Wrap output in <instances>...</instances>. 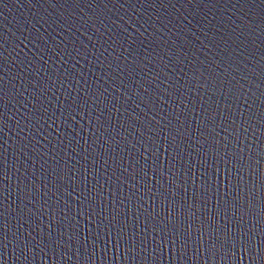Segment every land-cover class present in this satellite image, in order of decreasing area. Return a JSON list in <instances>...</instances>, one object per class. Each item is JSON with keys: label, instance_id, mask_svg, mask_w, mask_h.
Here are the masks:
<instances>
[{"label": "water", "instance_id": "95a60500", "mask_svg": "<svg viewBox=\"0 0 264 264\" xmlns=\"http://www.w3.org/2000/svg\"><path fill=\"white\" fill-rule=\"evenodd\" d=\"M0 264H264V0H0Z\"/></svg>", "mask_w": 264, "mask_h": 264}]
</instances>
